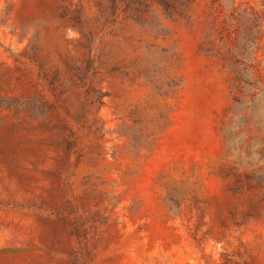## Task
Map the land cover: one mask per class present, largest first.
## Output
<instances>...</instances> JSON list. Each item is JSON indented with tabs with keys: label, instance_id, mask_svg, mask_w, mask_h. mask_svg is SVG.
Wrapping results in <instances>:
<instances>
[{
	"label": "rangeland",
	"instance_id": "rangeland-1",
	"mask_svg": "<svg viewBox=\"0 0 264 264\" xmlns=\"http://www.w3.org/2000/svg\"><path fill=\"white\" fill-rule=\"evenodd\" d=\"M0 264H264V0H0Z\"/></svg>",
	"mask_w": 264,
	"mask_h": 264
}]
</instances>
